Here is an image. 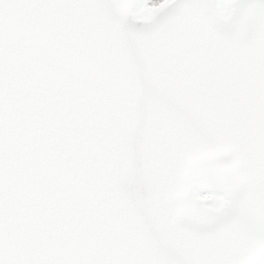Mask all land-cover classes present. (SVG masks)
Wrapping results in <instances>:
<instances>
[{
    "label": "snow or ice",
    "instance_id": "1",
    "mask_svg": "<svg viewBox=\"0 0 264 264\" xmlns=\"http://www.w3.org/2000/svg\"><path fill=\"white\" fill-rule=\"evenodd\" d=\"M0 264H264V0H0Z\"/></svg>",
    "mask_w": 264,
    "mask_h": 264
}]
</instances>
